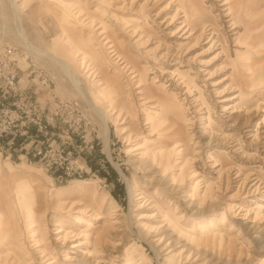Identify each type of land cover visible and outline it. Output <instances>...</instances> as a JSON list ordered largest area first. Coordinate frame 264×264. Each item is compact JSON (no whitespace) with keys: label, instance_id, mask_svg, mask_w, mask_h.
<instances>
[{"label":"rangeland","instance_id":"obj_1","mask_svg":"<svg viewBox=\"0 0 264 264\" xmlns=\"http://www.w3.org/2000/svg\"><path fill=\"white\" fill-rule=\"evenodd\" d=\"M14 5L29 42L68 60L105 112L109 153L0 0L18 73L0 114V264H264V0Z\"/></svg>","mask_w":264,"mask_h":264},{"label":"bare ground","instance_id":"obj_2","mask_svg":"<svg viewBox=\"0 0 264 264\" xmlns=\"http://www.w3.org/2000/svg\"><path fill=\"white\" fill-rule=\"evenodd\" d=\"M11 2H12V5H13V14H14L15 22H16L14 34L24 43V45L26 46V48L28 50L32 51L33 53H35V54H37L39 56H44V57L48 58L49 60H51L52 62H54L56 65H58L62 69V71L65 74V76L68 79H70V81L72 82V85L76 89V91L79 94V96L83 98V100L90 107V110H92V112L101 121V123L103 125V128H104L105 150L107 151L106 153L108 154L109 153V151H108V145H109L108 133H109V129H108V126H107V120H106L105 112L100 107L95 106L93 104V102L91 101V99H89V97H88L89 95H87V92H85L81 88V80H80L79 76L74 72L75 70H74L73 66H71V64H70V62L68 60L62 59V58H60L58 56H53V55H51L49 53H45V52L39 50L37 47H35L34 45H32L29 42V40L27 39V35L24 33V30L22 29V27L20 26L19 21H18V13H19L20 8H18V6L14 5L15 0H11ZM172 21L167 23L168 24L167 27L172 25ZM185 27H187V26L185 24H183L181 26V28L177 29L176 31H174L173 34L170 35V38L175 37L174 34H176V33L180 34V32ZM6 32H7V30H6ZM187 32H188V28L185 30V32H182L181 35L184 36V35H186ZM200 35H202V33H200L198 36H200ZM190 36L191 35L186 36L183 40H188V38ZM181 37H178V38H181ZM211 41H212V39H210V40H208L206 42L208 43V42H211ZM182 45L185 47L187 45V43L186 42L182 43ZM212 45H214V43H212ZM181 47L182 46L180 44L177 45V50H179ZM111 53H113L114 56L116 55L115 50L112 51ZM232 98L234 99L236 97H232Z\"/></svg>","mask_w":264,"mask_h":264},{"label":"built area","instance_id":"obj_3","mask_svg":"<svg viewBox=\"0 0 264 264\" xmlns=\"http://www.w3.org/2000/svg\"><path fill=\"white\" fill-rule=\"evenodd\" d=\"M14 54L12 48H0V114L8 112L9 106L6 101L16 94L18 73ZM1 121L4 124L2 125L3 130L10 128L9 120H2L0 116Z\"/></svg>","mask_w":264,"mask_h":264}]
</instances>
